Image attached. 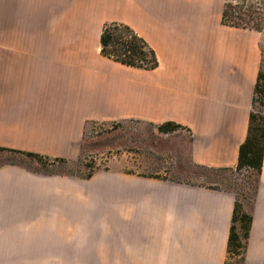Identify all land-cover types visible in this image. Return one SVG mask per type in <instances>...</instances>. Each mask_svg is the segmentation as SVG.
<instances>
[{"label": "crops", "instance_id": "1", "mask_svg": "<svg viewBox=\"0 0 264 264\" xmlns=\"http://www.w3.org/2000/svg\"><path fill=\"white\" fill-rule=\"evenodd\" d=\"M18 1L81 18L55 23L48 37L19 30L2 37L0 147L70 159L87 126L136 121L177 145L172 157L235 171L264 58V26L224 24L228 0ZM105 23L143 38L157 67L146 71L102 56ZM165 123L182 132H159ZM37 192L42 186L29 175L0 166V205L31 204ZM235 200L232 190L140 170L122 174L117 264H224ZM243 208L252 219L243 264H264V156L255 195Z\"/></svg>", "mask_w": 264, "mask_h": 264}, {"label": "rangeland", "instance_id": "2", "mask_svg": "<svg viewBox=\"0 0 264 264\" xmlns=\"http://www.w3.org/2000/svg\"><path fill=\"white\" fill-rule=\"evenodd\" d=\"M19 4L18 0H0V41L4 35L15 36L17 30L26 37H48L55 23L81 18L74 10ZM226 5L238 16L229 23L249 29L264 26V0H228ZM176 146L152 126L128 121L87 126L78 155L70 159L41 155L42 163H38L26 152L1 147V169L29 175L34 186H42L43 194L37 192L25 206L1 202L0 264H117L124 173L140 170L232 190L242 206L249 205L254 173L193 166L182 156L176 159L168 154ZM89 174L91 178H86ZM242 259L231 255L225 262L243 264Z\"/></svg>", "mask_w": 264, "mask_h": 264}, {"label": "trees", "instance_id": "3", "mask_svg": "<svg viewBox=\"0 0 264 264\" xmlns=\"http://www.w3.org/2000/svg\"><path fill=\"white\" fill-rule=\"evenodd\" d=\"M225 3L223 9V22L231 27H245L235 23H229L228 20L233 19V9ZM230 11V12H229ZM235 13V12H234ZM255 30H261L255 27ZM100 53L105 58L125 65L126 67L153 70L157 67V58L153 50H151L144 39L134 33L129 27L120 23H108L102 26L99 39ZM180 125L174 123H165L157 126V130L163 134L172 133L179 130ZM1 148V147H0ZM1 150V149H0ZM33 157L38 163L41 162V155L35 153H27ZM264 156V60L260 64L257 81L253 90V101L251 103V111L249 114V123L247 125V136L238 149V162L235 171H249L255 174L256 192L257 183H259V175L261 172V163ZM56 160H63L55 158ZM91 174L86 178H91ZM241 200L236 193V200L233 204L232 222L230 225L229 239L227 242V257L231 255L241 256L244 262V252L246 242L249 237L251 216L244 211ZM226 264V262H224Z\"/></svg>", "mask_w": 264, "mask_h": 264}]
</instances>
